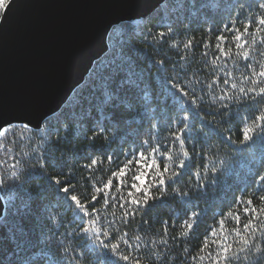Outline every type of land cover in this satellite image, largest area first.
<instances>
[{
  "label": "snow or ice",
  "instance_id": "6c2138e0",
  "mask_svg": "<svg viewBox=\"0 0 264 264\" xmlns=\"http://www.w3.org/2000/svg\"><path fill=\"white\" fill-rule=\"evenodd\" d=\"M15 3L0 0V23ZM236 7L239 11L229 14L214 41L208 37L203 42L208 49L203 53L207 72L184 70L180 63L184 55L172 62L175 75L161 82L168 93L166 122H154L155 113L145 108L138 116L141 127L148 117V132L130 147H125L124 140L119 151H99L89 155L85 164L65 162L57 171L53 155L40 149L49 139L59 142L66 133L68 109L59 114L54 110L36 125L0 116V149L6 150L10 133L12 140L19 141L17 131L23 137L25 130L44 133L47 129L30 152L21 156L34 159L32 167L39 170L40 178L67 201L64 216L75 214L70 221L75 228L67 230L66 239L90 240L94 245L85 251L79 244L69 249L61 241L57 253H63L64 264H79L88 255L87 264H264V0H255L254 7L246 8L244 3ZM171 32L169 28L153 36L149 31L146 39L167 42ZM196 46L194 37L170 43L185 53ZM156 63L164 68L166 61ZM118 75L115 70L99 75L88 95L76 94L74 106L90 109L95 99L114 104V96L126 83ZM170 100L174 101L171 107ZM114 136L102 123L85 134L90 143L100 140L102 147L109 148ZM257 145L259 158L253 154L242 178L244 187L227 199L226 193L217 191L221 176L239 174L220 155L221 150L243 153ZM12 159L10 169L0 172V201L5 203L13 200L11 190L5 189L6 181L18 180V168L23 166L21 159ZM210 194L220 205L215 210L209 204ZM170 200L179 201L181 208L168 218L153 220L149 211ZM209 211L214 222L193 248L191 241ZM4 219L0 216V224ZM54 219L62 221L63 217L57 213Z\"/></svg>",
  "mask_w": 264,
  "mask_h": 264
},
{
  "label": "trees",
  "instance_id": "16d2710c",
  "mask_svg": "<svg viewBox=\"0 0 264 264\" xmlns=\"http://www.w3.org/2000/svg\"><path fill=\"white\" fill-rule=\"evenodd\" d=\"M254 2L255 0H166L140 25L124 23L115 27L109 36V52L95 65L85 84L62 108V110L68 109L69 127L66 133L59 142H54V138L49 139L40 151L53 155L58 171L59 166L65 162L82 165L87 163L86 158L89 155L96 152L119 151V146L124 140H127L125 147L132 146L134 141L138 143L139 139L145 137L148 132V117L141 127L138 116V114L143 115L145 108L149 114L155 113V116L151 117L154 122H166L165 98L168 93L161 87V82L175 75L171 69L172 62L176 61L178 56L184 55L186 59L180 61L184 70L207 72L208 69L203 68V53L208 51L203 43L204 40L211 37L214 41L216 30L226 22L229 14L239 11L236 7L238 3H244L247 8L248 5L254 7ZM169 28L172 32L167 37V42L146 39L149 31L155 36L156 32H167ZM209 28L212 29L211 32L207 31ZM192 37L195 38L197 46L187 53L182 47H170L172 41L183 43ZM208 58L211 59V51ZM161 59L166 61L164 68L156 63ZM228 67H232L231 62ZM114 70L119 73L118 80L126 81L114 96V104L105 105L100 99H95L94 106L90 109L74 106L77 93L88 95L99 75H106ZM173 103L174 101L170 100L169 107ZM208 118L211 119V116ZM113 120L118 123H113ZM97 123H102L115 132L113 137L115 143L111 148L107 145L102 147L100 140L93 144L85 138L89 128L95 127ZM197 128H200L198 121ZM203 131L207 132L208 129L205 128ZM46 134L47 129L44 133L25 130L23 137H20L17 131V137L20 139L14 141L10 133L9 141L5 142L6 150L0 149V161L4 162L0 164V172L10 169L14 163L12 156L21 159L23 165L18 168L19 179L8 178L5 184V189L11 190L13 200L11 203H6L5 219L0 224V264H49L50 261L64 264L61 259L63 253H57L61 241L69 249L76 247L77 244L85 251H90L94 247L90 240L85 243L75 241L71 237L66 239L67 230L75 228V224L70 223L75 214L69 213L68 216H64L67 201H63L62 195L40 178L39 170L32 167L35 164L34 159L21 156L23 152H30L38 138ZM161 134H164V130ZM29 140L32 143H29ZM260 151L259 145L243 153H232L231 148L222 149L220 155L239 175L221 176L217 191L221 194L226 193L227 199H230L233 193L238 194L244 187L242 178L247 173L253 154L259 158ZM196 162L198 161H194ZM81 185H84L83 180ZM214 199L210 194L208 200L213 210L220 207L218 201L213 202ZM58 204H62L63 207H58ZM203 206L202 203L201 207ZM105 208L107 209V206ZM180 208L179 201L170 200L166 205H157L151 209L149 215L153 220L158 221L161 217L168 218ZM57 213L63 217L62 221L54 219ZM213 222L212 211H209L208 215L201 219L195 237L191 241L193 248L199 244ZM158 226L157 223L156 227ZM89 260L91 255L82 258L79 264H87Z\"/></svg>",
  "mask_w": 264,
  "mask_h": 264
},
{
  "label": "water",
  "instance_id": "95a60500",
  "mask_svg": "<svg viewBox=\"0 0 264 264\" xmlns=\"http://www.w3.org/2000/svg\"><path fill=\"white\" fill-rule=\"evenodd\" d=\"M165 1L16 0L0 23V116L36 125L59 113L109 52L112 30L140 25Z\"/></svg>",
  "mask_w": 264,
  "mask_h": 264
}]
</instances>
